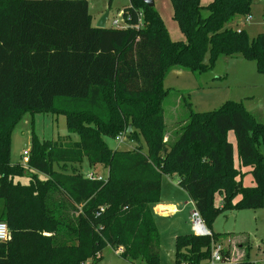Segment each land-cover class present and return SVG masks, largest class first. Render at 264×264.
Listing matches in <instances>:
<instances>
[{
  "label": "trees",
  "instance_id": "obj_1",
  "mask_svg": "<svg viewBox=\"0 0 264 264\" xmlns=\"http://www.w3.org/2000/svg\"><path fill=\"white\" fill-rule=\"evenodd\" d=\"M128 1L120 13L129 26L99 28L86 0H0V221L8 233L0 241V264H97L106 246L121 247L129 264H156L159 231L151 205L162 175L177 176L211 233L176 235L177 264H209L208 226L219 211L264 208L262 111L226 101L196 112L179 93L187 118L174 141H164L162 102L170 91L161 80L170 69L204 70L208 52L210 65L240 57L264 74V32L250 40L229 26L248 14L251 0H170L183 41L169 37L146 0ZM47 111L64 114L77 141L41 142L32 133L27 165L11 163L12 128L25 112ZM120 134L134 145L111 148L104 140ZM83 157L106 163L107 179L54 167ZM242 168L252 186L238 179ZM27 173V182L18 181Z\"/></svg>",
  "mask_w": 264,
  "mask_h": 264
},
{
  "label": "rangeland",
  "instance_id": "obj_2",
  "mask_svg": "<svg viewBox=\"0 0 264 264\" xmlns=\"http://www.w3.org/2000/svg\"><path fill=\"white\" fill-rule=\"evenodd\" d=\"M86 1L94 25L107 12L106 26H111L112 20L120 21V11L129 3L128 0ZM157 1L163 17L166 18L165 9L169 5L168 0ZM201 1L207 3L208 0ZM247 15L250 16V19L248 22H244ZM247 15L234 18L229 26L233 29L243 30L251 40L264 30V0H251ZM173 24L176 25L175 22ZM168 26L170 27L169 24ZM203 62L206 66L204 70L193 72L173 68L161 80L162 87L170 91L162 102L165 136L169 143L174 141L187 118L188 110L183 105L179 93L184 96V99L190 103L191 109L196 112L216 110L226 101H235L239 102L247 111L260 110L264 113V74L257 70L254 61L240 57H220L210 65L209 55L206 52ZM32 133L41 142L52 141L57 138L68 140L66 136L72 142L78 139L76 133L69 134L67 132L64 114L52 111L25 112L10 133L9 161L11 163H22L21 157L25 153L27 154ZM227 138L233 145V159L236 164V146L232 131H228ZM105 139L111 147L120 145L119 148H123L124 144H118L116 137ZM125 141L124 139V143ZM258 149L264 157V144L259 143ZM54 167L60 171L75 170L82 177H87L89 173L93 177H101L104 180L108 177L106 163H91L87 161L86 157L74 165L58 167L54 164ZM28 175L27 173L17 179L21 183H25ZM238 179L244 187L253 185L251 175L246 172V168L241 169ZM188 198H184L187 203ZM238 200L239 195L233 197V203ZM214 201L216 205L220 204L218 195L215 196ZM183 208H180L177 213L156 218V227L159 231V257L156 264H177L174 257L175 237L178 234L191 232V225L187 222L190 206L187 204ZM208 228L213 232L211 249L213 246H219L222 256L226 251H228L227 256H229L224 262L219 261L213 264H234L230 253L237 252L238 248L246 249L248 259L251 262L264 264V244L260 241L264 237L263 207L221 210L215 214ZM238 239L240 240L238 241ZM230 240L233 241L234 245H231ZM257 243H259V247H256ZM96 257L98 258L97 264H129L127 260L116 255L109 246L99 251ZM202 263L205 262L200 264Z\"/></svg>",
  "mask_w": 264,
  "mask_h": 264
},
{
  "label": "crops",
  "instance_id": "obj_3",
  "mask_svg": "<svg viewBox=\"0 0 264 264\" xmlns=\"http://www.w3.org/2000/svg\"><path fill=\"white\" fill-rule=\"evenodd\" d=\"M210 1L211 0H208L207 3H203L201 0H199L201 5H206ZM168 2H169V5L165 9L166 18L163 17L164 15L162 14V12L158 6L157 0H154V8L158 12V14L160 15V17H161V19H162V21H163V23H164V25L168 31V35L170 36V38L173 40L183 41L185 39L184 35L179 30L177 24L176 25L173 24L175 21L172 18L171 2H170V0H168ZM107 16H108V14H107ZM91 18H92V16H91ZM106 20H107V18H106ZM166 22H167V25H166ZM91 23H92V25H94L92 19H91ZM168 24L170 25V27L168 26ZM105 27H110V26H106V21H105ZM104 140L106 141L105 138H104ZM164 141H166V136L164 137ZM123 144L124 145H123L122 149L131 148L134 145L131 141H127V140L125 141V143L123 142ZM111 148H113V147H111ZM177 181H178V178L176 175H173V176L162 175L161 181H160L159 199L155 204L151 205V212H152L155 224H156V218L157 217L177 213L178 210H180V208H183V206H185L187 204H189V206H190V209L187 213V222L189 223L188 216H189L190 210L193 207L192 203H191L192 201L189 198H188V203L184 200V198L188 197V196H187L186 192L178 186ZM239 240L240 239H238V241ZM238 241H236V242H238ZM260 241L262 244H264V237L261 238ZM230 242H231V245H234L232 240H230ZM256 247H259V243H257ZM234 249H236V248H234ZM230 256L233 257L234 264L240 263L241 261H244V260L250 262V264H255L248 259L246 249L243 250L241 248H238L237 252H231ZM226 258H229V256L225 257L224 260L222 259L221 261L224 262Z\"/></svg>",
  "mask_w": 264,
  "mask_h": 264
},
{
  "label": "built area",
  "instance_id": "obj_4",
  "mask_svg": "<svg viewBox=\"0 0 264 264\" xmlns=\"http://www.w3.org/2000/svg\"><path fill=\"white\" fill-rule=\"evenodd\" d=\"M141 13L138 14V23L134 26V27H138L139 25H141ZM250 19V16L247 15L245 16L244 18V22H248ZM129 26V24L122 18L121 16V19L120 21L118 20H112L111 22V27H114V28H125ZM117 139V142L118 144H122L124 142V136L123 135H118L116 137ZM21 160H22V164L23 165H27V162H28V155L25 153L22 157H21ZM88 178H97V179H100L101 177H93L91 173H89L87 175ZM192 203V209L190 210L189 212V216H188V219H189V223L191 225V232L195 235H198V236H205V235H210V231L206 228L198 210L196 209L193 201L191 202ZM7 226L4 222L0 221V241H4L6 238H7ZM114 253L116 255H120L122 253V248L119 247V248H116L113 250ZM222 260V254H221V249L219 246H213L212 249H211V252H210V256H209V260L208 262L210 264H213V263H216V262H219Z\"/></svg>",
  "mask_w": 264,
  "mask_h": 264
},
{
  "label": "water",
  "instance_id": "obj_5",
  "mask_svg": "<svg viewBox=\"0 0 264 264\" xmlns=\"http://www.w3.org/2000/svg\"><path fill=\"white\" fill-rule=\"evenodd\" d=\"M146 3L148 6H154V1L153 0H146ZM107 18V12H105L100 19L98 20V22L96 23L95 27H99V28H103L105 27V21ZM264 32V30H263Z\"/></svg>",
  "mask_w": 264,
  "mask_h": 264
}]
</instances>
